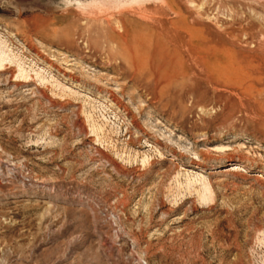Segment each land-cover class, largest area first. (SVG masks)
<instances>
[{
    "label": "rangeland",
    "instance_id": "374dc122",
    "mask_svg": "<svg viewBox=\"0 0 264 264\" xmlns=\"http://www.w3.org/2000/svg\"><path fill=\"white\" fill-rule=\"evenodd\" d=\"M0 46V264H264V0H0Z\"/></svg>",
    "mask_w": 264,
    "mask_h": 264
},
{
    "label": "bare ground",
    "instance_id": "6f19581e",
    "mask_svg": "<svg viewBox=\"0 0 264 264\" xmlns=\"http://www.w3.org/2000/svg\"><path fill=\"white\" fill-rule=\"evenodd\" d=\"M106 1H109V2H114V3H119L120 5H127V4H131V3H137V2H145V1H152V0H100V2H106ZM162 2H164L165 0H160ZM77 4L78 6H81L83 5L84 3L81 2V1H77ZM128 28V27H127ZM119 29V28H118ZM121 29H124L123 26L121 25ZM126 29V28H125ZM129 30V29H128ZM128 33V32H127ZM129 35V34H128ZM118 36V34H117ZM112 42H114L116 44V46H120V47H127L129 45V40H128V37H127V34L126 33H123V34H120L118 37L116 36H113L112 38ZM140 41V40H138ZM142 44L144 42V39L141 41ZM133 43V42H132ZM135 45H137L136 43H134ZM141 44V43H140ZM126 45V46H125ZM131 45V44H130ZM140 46V45H139ZM142 46V45H141ZM113 47V46H112ZM133 47V46H132ZM114 48V47H113ZM127 49V48H125ZM129 49V48H128ZM133 49V48H132ZM139 49V48H138ZM130 50V49H129ZM142 50V49H141ZM11 51V54L7 53V51H5L1 46H0V71L4 69V65H5V62H14V60H17L18 62V66L20 68V76H23V77H27L28 76V72L27 70L25 69V67L23 65H25V61H23L22 57H20V55H18L17 53L13 52L12 50ZM139 53V52H138ZM137 53V51H134V58L131 59L132 60V63L135 65L136 69L137 68H140L141 64L139 63V54ZM118 63V62H117ZM44 74V73H43ZM41 71H38L36 72V75L38 78H40L41 81H44L46 80V76L43 75ZM60 86V85H59ZM106 91V90H105ZM109 93H111L112 95L114 94L113 92L111 91H108ZM115 95V94H114ZM116 96V95H115ZM120 107V105L118 106ZM124 110L125 111H129L128 107H124ZM95 127V126H94ZM96 130H101L102 127L101 126H98L95 128ZM229 166H233V168H238L239 165L238 163H230ZM228 170V169H226ZM195 180H197L196 178H194ZM206 187V185H205Z\"/></svg>",
    "mask_w": 264,
    "mask_h": 264
}]
</instances>
